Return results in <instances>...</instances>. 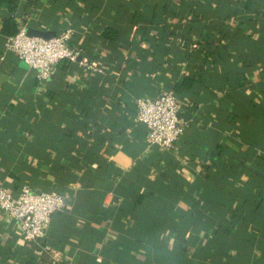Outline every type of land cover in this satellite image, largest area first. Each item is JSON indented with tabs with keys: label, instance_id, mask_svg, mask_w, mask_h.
I'll use <instances>...</instances> for the list:
<instances>
[{
	"label": "crops",
	"instance_id": "crops-1",
	"mask_svg": "<svg viewBox=\"0 0 264 264\" xmlns=\"http://www.w3.org/2000/svg\"><path fill=\"white\" fill-rule=\"evenodd\" d=\"M15 2L0 5V184L66 204L43 238L59 260L0 208V264H264V0ZM69 27L106 75L62 61L40 79L7 47ZM191 79L183 135L149 148L137 98Z\"/></svg>",
	"mask_w": 264,
	"mask_h": 264
},
{
	"label": "built area",
	"instance_id": "built-area-1",
	"mask_svg": "<svg viewBox=\"0 0 264 264\" xmlns=\"http://www.w3.org/2000/svg\"><path fill=\"white\" fill-rule=\"evenodd\" d=\"M75 29L69 27L55 36L46 38L31 35L26 29L8 37V49L16 52L30 67L37 71L40 79L53 75L60 62L69 61L94 74H106L105 65L83 54L82 47L73 46L71 40ZM137 119L148 126V147L168 149L179 141L187 121L183 117L184 100L174 91H163L158 95H141L136 101ZM66 199L59 191L35 190L26 185L15 195L0 184V208L16 225L18 234L37 244L38 256L49 255L59 260V253L43 238L47 234L52 215L64 209Z\"/></svg>",
	"mask_w": 264,
	"mask_h": 264
},
{
	"label": "trees",
	"instance_id": "trees-1",
	"mask_svg": "<svg viewBox=\"0 0 264 264\" xmlns=\"http://www.w3.org/2000/svg\"><path fill=\"white\" fill-rule=\"evenodd\" d=\"M7 4L10 6V9L13 10L15 8L16 2H15V0H0V5H7ZM105 34L111 35V31L110 32L106 31ZM67 62L71 63L69 61H67ZM96 75L103 77L106 74H96ZM105 77H108V76H105ZM192 84H193V79L186 80L183 84L174 85V89L172 91H174V93L178 97L182 98L181 95H182L183 90H185L184 88L191 87ZM181 89H183V90H181Z\"/></svg>",
	"mask_w": 264,
	"mask_h": 264
},
{
	"label": "water",
	"instance_id": "water-1",
	"mask_svg": "<svg viewBox=\"0 0 264 264\" xmlns=\"http://www.w3.org/2000/svg\"><path fill=\"white\" fill-rule=\"evenodd\" d=\"M28 32L31 35H37V36H42L46 38L55 36L57 34L55 31H46V30H41L37 28H30Z\"/></svg>",
	"mask_w": 264,
	"mask_h": 264
}]
</instances>
